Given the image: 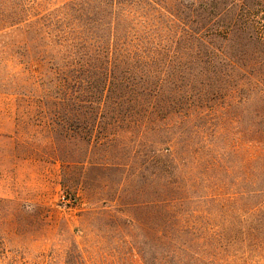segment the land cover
<instances>
[{"label":"rangeland","instance_id":"rangeland-1","mask_svg":"<svg viewBox=\"0 0 264 264\" xmlns=\"http://www.w3.org/2000/svg\"><path fill=\"white\" fill-rule=\"evenodd\" d=\"M263 149L264 0H0V264H264Z\"/></svg>","mask_w":264,"mask_h":264},{"label":"trees","instance_id":"trees-1","mask_svg":"<svg viewBox=\"0 0 264 264\" xmlns=\"http://www.w3.org/2000/svg\"><path fill=\"white\" fill-rule=\"evenodd\" d=\"M33 33H35L40 41H45V38L48 36H45L46 33L43 31V29L39 28L36 29L34 27ZM47 46L49 45H43L44 49H47ZM75 47L76 45H69V54L74 55L75 53ZM77 55V54H76ZM74 56L72 58H62V54L54 53L52 55V61H57L59 64L56 66L57 71L63 73L68 72L71 74L70 78L73 80L74 86H79L80 81L79 77L76 76L78 70H84L82 66H79L80 63H78L77 56ZM67 81H69L66 78ZM105 80L103 83V88L108 86V89L110 87V75H106L104 77ZM102 82V81H101ZM107 84V85H106ZM110 91V90H107ZM106 91H102L101 94H104ZM80 94V93H79ZM262 155H264V149L262 152ZM259 191H256V194L258 195V198H262L261 202L257 204L254 211H264V185L261 187V189H258ZM238 203V202H237ZM174 216L172 213H169V211H163L161 214V220H162V227L160 230L161 233V244L159 246V249L157 251V257H152L153 255H146V257H143L144 264H193L200 260L194 259V253L189 250V245H185V243H181V245L177 244L178 235L182 233V231L189 230L188 227H180L178 225V222H176L174 219ZM180 227V228H179ZM188 233V232H186ZM184 244V245H183Z\"/></svg>","mask_w":264,"mask_h":264},{"label":"built area","instance_id":"built-area-1","mask_svg":"<svg viewBox=\"0 0 264 264\" xmlns=\"http://www.w3.org/2000/svg\"><path fill=\"white\" fill-rule=\"evenodd\" d=\"M63 199V198H62Z\"/></svg>","mask_w":264,"mask_h":264}]
</instances>
